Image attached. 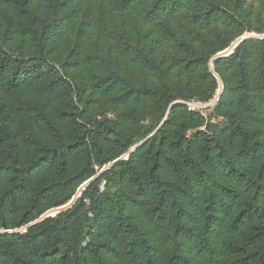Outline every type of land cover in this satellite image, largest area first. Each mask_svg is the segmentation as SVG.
<instances>
[{"label": "trees", "instance_id": "16d2710c", "mask_svg": "<svg viewBox=\"0 0 264 264\" xmlns=\"http://www.w3.org/2000/svg\"><path fill=\"white\" fill-rule=\"evenodd\" d=\"M0 264H264V0H0Z\"/></svg>", "mask_w": 264, "mask_h": 264}, {"label": "water", "instance_id": "95a60500", "mask_svg": "<svg viewBox=\"0 0 264 264\" xmlns=\"http://www.w3.org/2000/svg\"><path fill=\"white\" fill-rule=\"evenodd\" d=\"M248 36H255L254 34H252V35H247V36H244V37H242L241 39H243V38H245V37H248ZM240 39V40H241ZM238 42V41H237ZM237 42H235V43H237ZM235 43H233L229 48H227L226 50H224L223 52H221V53H219L218 54V56H222V55H225V54H228L231 50H232V48H233V46L235 45ZM221 92V88H220V90H219V93ZM218 93V94H219ZM216 98H217V96H216ZM213 101H211L210 102V104L212 103ZM75 200V197L68 203V204H66V205H64V206H61V207H59V208H56V209H52V210H62V209H65V208H67L69 205H71V203H73V201ZM52 210H50V211H52ZM50 211H48L45 215H47ZM16 232V231H15Z\"/></svg>", "mask_w": 264, "mask_h": 264}, {"label": "built area", "instance_id": "2783aa9c", "mask_svg": "<svg viewBox=\"0 0 264 264\" xmlns=\"http://www.w3.org/2000/svg\"><path fill=\"white\" fill-rule=\"evenodd\" d=\"M212 104V103H211ZM210 103L208 105H211ZM191 109H194V108H201V103H189Z\"/></svg>", "mask_w": 264, "mask_h": 264}, {"label": "rangeland", "instance_id": "374dc122", "mask_svg": "<svg viewBox=\"0 0 264 264\" xmlns=\"http://www.w3.org/2000/svg\"><path fill=\"white\" fill-rule=\"evenodd\" d=\"M207 106H209L208 104H202L201 105V109H204V108H206ZM56 213V210H52V211H50L48 214H51V215H53V214H55Z\"/></svg>", "mask_w": 264, "mask_h": 264}, {"label": "snow or ice", "instance_id": "6c2138e0", "mask_svg": "<svg viewBox=\"0 0 264 264\" xmlns=\"http://www.w3.org/2000/svg\"><path fill=\"white\" fill-rule=\"evenodd\" d=\"M86 183H87V181H86Z\"/></svg>", "mask_w": 264, "mask_h": 264}]
</instances>
